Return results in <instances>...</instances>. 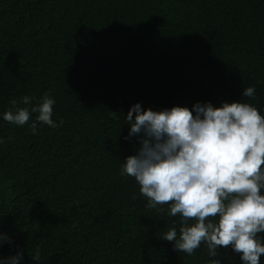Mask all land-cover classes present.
Here are the masks:
<instances>
[{
    "label": "trees",
    "instance_id": "obj_1",
    "mask_svg": "<svg viewBox=\"0 0 264 264\" xmlns=\"http://www.w3.org/2000/svg\"><path fill=\"white\" fill-rule=\"evenodd\" d=\"M249 86L253 98L242 95ZM44 94L58 127L33 133L31 120L2 119L12 101L31 108ZM233 101L264 116V0H0V232L14 241L0 256L206 264L203 243L189 256L163 240L173 226L179 234L180 215L147 207L134 178L120 174L140 147L125 139V117L136 103ZM220 252L222 264H242L230 248Z\"/></svg>",
    "mask_w": 264,
    "mask_h": 264
},
{
    "label": "clouds",
    "instance_id": "obj_2",
    "mask_svg": "<svg viewBox=\"0 0 264 264\" xmlns=\"http://www.w3.org/2000/svg\"><path fill=\"white\" fill-rule=\"evenodd\" d=\"M255 86L243 97L253 98ZM32 97L21 102L32 104ZM2 119L16 126L38 124L56 128L52 119L55 99L44 94L31 108L15 107ZM35 119H31L32 115ZM135 114V115H133ZM130 126L126 140L140 147L121 164V175L134 178L147 207L167 205L168 215H180L163 235L178 252L193 255L203 243L206 264H222L220 249L239 254L242 264H261L264 256V116L241 101L197 102L188 107L145 109L130 107L125 117ZM60 123H63L61 121ZM0 143L4 138L0 137ZM163 211V208H160ZM191 221V223H190ZM12 238L0 232V247ZM23 251L0 256V264H21Z\"/></svg>",
    "mask_w": 264,
    "mask_h": 264
}]
</instances>
